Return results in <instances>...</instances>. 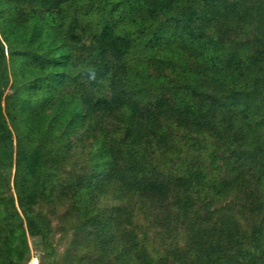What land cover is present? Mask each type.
Instances as JSON below:
<instances>
[{
  "label": "trees",
  "instance_id": "16d2710c",
  "mask_svg": "<svg viewBox=\"0 0 264 264\" xmlns=\"http://www.w3.org/2000/svg\"><path fill=\"white\" fill-rule=\"evenodd\" d=\"M149 1L0 0V264L24 221L59 264L53 220L64 264H264V0ZM172 70L223 71L228 120Z\"/></svg>",
  "mask_w": 264,
  "mask_h": 264
},
{
  "label": "rangeland",
  "instance_id": "374dc122",
  "mask_svg": "<svg viewBox=\"0 0 264 264\" xmlns=\"http://www.w3.org/2000/svg\"><path fill=\"white\" fill-rule=\"evenodd\" d=\"M152 0L149 1V3L151 4ZM141 5L145 4L144 2H140ZM145 6V5H143ZM142 6V7H143ZM6 55H9V52L7 51L6 48ZM172 74V78L169 80L168 83V87L167 88H176L177 91L186 93V91L188 90V88H191V92L193 93L192 97L190 98L191 100L188 101L189 103H196L197 106V110H198V116L201 117L202 121L207 122L209 127H212L211 125H214L216 127V125L218 124V121H220V119H222V121L220 122V124L222 125L226 120H228L227 118V106H225L224 104H230L231 102L229 100H227L225 97H220L223 93L222 90L220 89V86L217 85V81L216 78L219 76L221 79L225 78L226 75L222 74V72L219 73H211V72H206L204 73V75L200 74L198 76L199 81H198V86L194 85V84H189L187 85L185 83V80L180 78L177 79L176 76H178L177 74H175V71L172 70L171 71ZM123 75V74H122ZM223 78H222V77ZM131 82V86L134 85L135 81L134 78L133 79H129ZM224 80V79H223ZM13 81V77L11 76V82ZM185 84H182V83ZM12 90L9 89L7 90V93H11ZM196 92V93H195ZM163 93H165L164 97L168 96L171 99V104L175 105L178 103H183L181 102V100H179L178 98H176L171 92V94H168L169 92H165L162 91L159 94L163 95ZM206 93V94H205ZM5 100V99H4ZM185 103V102H184ZM224 103V104H222ZM163 121V119L161 120ZM170 128H168V131H173L176 128V121L172 122L169 124ZM199 128V127H197ZM194 130L195 135H200L202 132L197 131L196 129H192ZM212 131V128H208V130L206 131V133H204L202 135V137L200 138L201 140H203L204 142L207 141V143H210L211 139H214L213 134H210ZM160 137V136H158ZM202 148V147H201ZM75 150V149H74ZM203 154L204 153V149H202ZM201 151V152H202ZM205 155V156H206ZM81 156H79V158H81ZM12 173H11V180L9 179V186H10V191L13 192L14 191V171H15V157L13 158V167H12ZM1 185V184H0ZM3 189L9 190L7 188H9L7 186V188L2 187ZM6 190H1L0 192H3V195H6ZM14 194V193H13ZM22 219L24 220V216L22 217ZM25 225V232H26V240L28 243V251L27 253H25V258L24 260H19V264H42V263H46V261H42V255H44L45 253V247L43 244H41V242L39 241L38 237L33 238L29 231L28 228L26 226V221H24ZM60 224L57 222V220H53L51 222V240L53 243V246L56 248L57 252H55V258L56 260L59 262V264H64L62 263L64 261V254H65V249L69 243V240L71 239V233L69 232L67 235L64 234V231L60 228ZM23 231L19 230L16 233H7V232H1L0 235V243L4 244L7 247H11V249L13 250V255L18 258V255L21 253L22 249H23ZM151 234V233H150ZM180 242L182 243L183 239L182 237L179 238ZM148 246L153 249L156 246H159L158 244V238L156 236L149 235L146 239ZM160 247V246H159ZM29 252H31V257H29ZM50 258V256H49ZM61 259H63V261H61ZM66 261V260H65Z\"/></svg>",
  "mask_w": 264,
  "mask_h": 264
}]
</instances>
